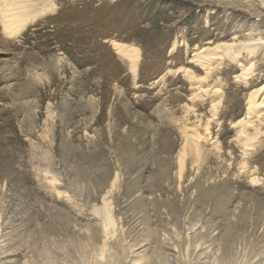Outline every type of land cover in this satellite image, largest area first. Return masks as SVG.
<instances>
[{"label":"rangeland","instance_id":"374dc122","mask_svg":"<svg viewBox=\"0 0 264 264\" xmlns=\"http://www.w3.org/2000/svg\"><path fill=\"white\" fill-rule=\"evenodd\" d=\"M51 2L0 26V264H264V0Z\"/></svg>","mask_w":264,"mask_h":264},{"label":"bare ground","instance_id":"6f19581e","mask_svg":"<svg viewBox=\"0 0 264 264\" xmlns=\"http://www.w3.org/2000/svg\"><path fill=\"white\" fill-rule=\"evenodd\" d=\"M54 7L55 5L51 2V0H0L1 29L7 36L13 35L21 31L28 22L39 16L45 15L47 12L52 11ZM112 44L119 52H126L125 50L128 49V46L121 42L113 41ZM262 44V39L257 38L248 43H244L241 46H238L234 50H232V47H224L222 52L216 49L217 47L202 48L192 56L191 61L200 64L205 70V75L207 76L210 75L212 71L222 63L224 56L229 57L231 61H236L240 53L254 51ZM133 70H135L134 64ZM240 76L241 75H237L236 77ZM213 91H216V89ZM258 96V90H254L249 93V96L246 100L244 116L235 122V124H238L241 127L242 131H245V129L248 127H253L255 125V120L261 118V111H264V97L258 99ZM189 131L190 130L187 129L184 130L185 142L183 145V150H186L187 145H192V137L199 139L197 134L193 133L192 135V131L191 133ZM249 145L250 144H246L245 150L250 148ZM106 214L107 218L109 219L108 212Z\"/></svg>","mask_w":264,"mask_h":264}]
</instances>
